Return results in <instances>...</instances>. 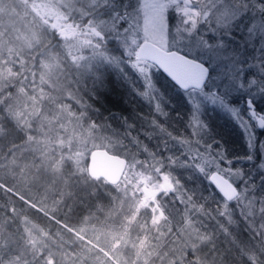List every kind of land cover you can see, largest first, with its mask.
<instances>
[{"label":"rangeland","instance_id":"obj_1","mask_svg":"<svg viewBox=\"0 0 264 264\" xmlns=\"http://www.w3.org/2000/svg\"><path fill=\"white\" fill-rule=\"evenodd\" d=\"M110 2L115 0H15L0 4V88L20 78L11 106L28 139L20 148V154L27 153L25 157H8L6 164L33 168V176L41 175L50 165L52 178L58 173L57 177L66 176V183L44 187L39 194L51 210L69 213L66 196L52 191L75 189L67 176L81 171L77 161L82 160L87 143L129 157L118 139L120 121L118 125L107 118L95 130L86 120V92L95 91L106 65L130 69L141 78L146 94L141 99L146 104L144 111L153 106L161 114L168 110L174 121L152 124L161 136L153 140V161L136 159L129 163L123 182L108 188L112 205L104 217L82 219L78 240L93 239L95 246L84 244L76 260L74 256L62 257L56 264H175L188 249L197 253L218 249L220 254L204 258L218 256L221 264L227 262L224 253L252 255L256 237L251 229L264 240V102L262 111L255 108V100L262 98L259 95L264 97L260 83L264 69L257 71L260 82L252 73L245 74L241 63L244 52L230 40L235 38L234 31L240 33L252 17L264 11V0H123L121 12L113 10ZM236 19L241 21L235 27L232 22ZM248 26L241 41L246 39L251 48L257 42L254 54L262 63L264 21L257 18ZM144 40L168 50L185 48L192 57L200 51L214 70L212 83L207 79L199 89L181 90L183 107L176 108L173 102L169 106L171 94L160 86L165 85L163 81L156 82L154 64L137 57V48ZM207 85H211L209 90ZM241 94L246 96L245 106L229 102ZM172 96L176 95L172 92ZM134 109L131 116L136 121L150 119L147 112ZM180 110L185 111V119ZM162 116L160 119L166 118ZM258 118L263 119L262 127ZM231 120L241 131L242 145L234 149L245 153L241 163L247 170L232 167L218 133L234 138L228 127ZM73 144L80 146L82 154L73 170L65 172L70 156L60 157L52 150ZM187 165L199 174L226 170L238 188L237 197L231 202L224 198L200 202L179 175ZM24 181L31 183V178ZM144 186L150 196L143 192ZM222 220H247L252 233L247 229L240 233L237 226ZM254 220H259L258 227ZM43 245L28 237L25 261L14 259L13 264L54 263L47 255L43 260H33Z\"/></svg>","mask_w":264,"mask_h":264},{"label":"trees","instance_id":"obj_2","mask_svg":"<svg viewBox=\"0 0 264 264\" xmlns=\"http://www.w3.org/2000/svg\"><path fill=\"white\" fill-rule=\"evenodd\" d=\"M0 1H2L0 4L7 5V3L15 0ZM122 1L115 0V2H110L112 9L121 12L123 10L121 6ZM101 8L96 9L97 12ZM91 14H94V12ZM257 18H261L264 21V11L252 17L244 27L246 28L249 25V28ZM240 21L241 19H236L232 24L236 27ZM245 28L240 33L234 31L235 38H231L232 40L230 42L236 46H241V50L244 52V58L241 60V63L245 68V74L252 73L253 76L259 77L258 80L260 82L262 77L258 75L257 71L264 69V62L260 63L257 55L254 54L256 51V41L252 48L246 42V39L244 42L241 41L244 39L242 34L245 32ZM104 34L106 35L108 33ZM110 43L114 44V41L110 40ZM114 47V49H118L116 45ZM176 50L187 54V49L185 48ZM248 52H251L249 54L252 57L248 55ZM194 58L206 62L209 65V80L214 72L210 61L200 51L196 52ZM261 60H264V58H261ZM154 70V74L158 76L156 82L161 80V82L163 81L165 83V85H160L163 87V90L177 94L176 90H179V88L155 65ZM102 72L104 76L95 84V91L91 93L86 92L89 103L86 109L88 125H91L92 122L96 130V126L102 124L107 118L115 121L118 125V121H120L121 124L118 127L120 136H118V139L123 143V145L121 144L122 149L125 147V152L129 153V163L136 159L151 162L155 149L153 145V111L148 108L144 111V105L146 106V104L141 98L146 97V94L143 91L144 84L142 79L136 77V74L130 69L121 70L110 64L106 65L102 69ZM20 82V78L16 77L0 88V264H13L14 259L25 261L23 253L25 250L24 245L28 237H33L35 241L45 243L42 246L43 252L41 251L38 257L33 255V260H43V255L51 256L54 259V263L52 264H56L58 259L62 257L74 256L76 260V255L78 257L81 255L84 244L95 246L93 239L86 240L83 243L79 242L78 238H80V234L77 228L82 224V219L86 216H92L94 218L104 217L105 211L112 205L111 191L108 188H112L114 185L108 184L103 179H96L89 176L88 158L93 148L89 143L83 148L85 150L83 154L80 146L77 144L63 147L60 150L53 149L52 153L55 152L60 157L70 156V159L65 164V172L73 170L76 158L82 154V160L77 161L78 166L81 167V171L79 170L78 172L72 173L71 176H67L70 177V182L75 186V189L73 191H52L55 195L66 196L65 205L71 207L68 214H57L46 206L44 201L39 199V194L43 192L44 187H57L59 184L66 183V176L63 178L61 176L57 177L56 175H60L58 173L52 178L49 172L50 165L42 170L41 175L37 173L35 176L32 174L34 169H29L23 164L18 163L17 165L14 163L8 167L6 164L8 157L23 159L27 154H20V148L28 140L26 137V129L16 117L14 109L11 106L12 98L17 93ZM209 83H212L211 79ZM260 83L264 87V81ZM210 86L207 85L208 90ZM260 95L259 97L262 98L255 100V108L258 111H262V102H264V97ZM245 97L241 94L233 100L230 99L229 102L232 104L243 103V106H245L247 104ZM171 98L175 99L178 96L176 95L175 98L171 96ZM134 108H139L140 110H137L142 114L147 112L150 119L141 123L136 121L131 116L135 110ZM228 122L232 123L228 127L231 128L236 136L227 139L223 132L218 133L222 137L228 158L232 161V167L247 170L244 167L245 165L241 163V161H245V153L240 149H234L242 145L241 131H239L233 120ZM261 131L259 130V132ZM216 171L221 172L227 178L230 177L229 172L224 169H218ZM187 173L190 174L188 175ZM209 174L210 172L208 171L205 174H199L190 165L179 170L182 183L194 192L195 197L200 202L214 203L224 200L210 182ZM29 178H31V183L27 184L24 179L29 181ZM123 179L124 177L118 184H121ZM167 221L170 223L174 222V220ZM222 221L227 223L228 226H237L240 229V233L245 232V229L249 233H252L250 232L252 230L256 237L254 239L255 242L252 244V249H255V253L249 256H242L239 252L234 254L231 252H223L225 259H227V262L223 264H264V240L257 234L258 231L253 228L250 230L247 220ZM258 221L254 220L257 227ZM216 250L215 252L202 251L197 253L193 249H188L183 259L175 264H221L218 256L204 258V255L220 254L218 249Z\"/></svg>","mask_w":264,"mask_h":264},{"label":"water","instance_id":"obj_3","mask_svg":"<svg viewBox=\"0 0 264 264\" xmlns=\"http://www.w3.org/2000/svg\"><path fill=\"white\" fill-rule=\"evenodd\" d=\"M137 57L152 62L182 90L201 88L210 74V67L206 62L176 49H163L150 40L140 43ZM254 113L252 111V114ZM262 125L263 119L258 118V126ZM128 164V159L123 155L103 147H93L88 158V174L92 178L103 179L108 184L117 185L123 178ZM209 180L226 201H232L237 197L238 188L221 172L212 171ZM142 190L146 195H151L146 186Z\"/></svg>","mask_w":264,"mask_h":264},{"label":"flooded vegetation","instance_id":"obj_4","mask_svg":"<svg viewBox=\"0 0 264 264\" xmlns=\"http://www.w3.org/2000/svg\"><path fill=\"white\" fill-rule=\"evenodd\" d=\"M206 84V82L204 83V85ZM203 85V86H204ZM202 86V87H203ZM182 90V89H181ZM181 90L179 89V90H176V92H177V94H175V95H177L178 96V98H175V99H172L171 98V96H172V93H170V92H168V91H166V93H167V95H169V94H171V96H170V98H169V101L167 102L168 103V105H169V103L170 102H173L174 104H175V107L176 108H179V107H183V100L181 99L182 97H183V94H182V92H181ZM184 91V90H183ZM142 99V98H141ZM151 106V105H150ZM170 106V105H169ZM165 108V107H164ZM151 110L153 111V119H154V123L155 124H157V120L159 121V122H161V123H164V124H172V122L174 123V121H173V119H172V116L170 117V114H168V110H166L167 112L165 113V114H161L160 113V111L158 110V109H156L154 106L153 107H151ZM172 111V108H170L169 109V112H171ZM173 112L174 113H176V112H178V109H174L173 108ZM180 112L182 113V115H181V117L183 118V116H184V113H185V111H181L180 110ZM162 116V115H166V116H162V117H166V118H168V119H166V118H162V119H160V116ZM183 119H185V117L183 118ZM159 138H161V136L159 135V133H158V130L155 128L154 129V138H153V140L155 139V140H158ZM237 187V186H236ZM238 193H239V191H238ZM227 202H231V201H227Z\"/></svg>","mask_w":264,"mask_h":264}]
</instances>
